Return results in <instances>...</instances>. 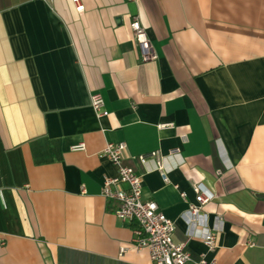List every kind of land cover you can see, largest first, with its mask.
<instances>
[{
  "label": "crops",
  "instance_id": "0c3cea01",
  "mask_svg": "<svg viewBox=\"0 0 264 264\" xmlns=\"http://www.w3.org/2000/svg\"><path fill=\"white\" fill-rule=\"evenodd\" d=\"M81 1L0 0V264H154L120 253L136 223L103 194L117 168L102 153L119 142L194 260L264 264V0ZM152 152L169 183L140 161ZM193 182L214 196L213 251L188 237Z\"/></svg>",
  "mask_w": 264,
  "mask_h": 264
},
{
  "label": "built area",
  "instance_id": "2783aa9c",
  "mask_svg": "<svg viewBox=\"0 0 264 264\" xmlns=\"http://www.w3.org/2000/svg\"><path fill=\"white\" fill-rule=\"evenodd\" d=\"M134 2L135 0H126ZM77 11L84 10L81 0H74ZM131 29L134 41L141 49L143 62H154L157 54L153 50L148 34L143 27L140 17L134 16L131 21ZM91 106L98 117H107L109 111L101 93L91 95ZM160 129L171 128L172 124H162ZM74 150H85V145L80 144ZM127 150L125 142L109 143L102 155L107 157L117 168V176L106 179L103 194L106 198L114 200L118 204L116 216L124 222H134V236L132 245L121 248L120 253L124 254L130 250L137 252L147 250L154 264H213L205 257L194 260L187 250L186 244H177L174 241L176 224L168 219L161 211L159 205L153 200H144L143 176L139 175L133 168L124 163ZM179 148L171 150V156L178 155ZM140 161L146 164L149 160L156 163V171L160 174L164 183H169V171L163 163V156L160 152H152L140 156ZM221 175V172H218ZM118 186H126L127 189H117ZM192 188L196 193V203L191 204L183 219L188 225V237L202 241L210 250L217 246L218 238L216 232L220 228L211 229L208 224L209 216L203 211V207L210 203L214 196L209 193L202 184L193 182ZM186 195L182 193V197ZM221 222V219H219ZM222 224V223H221ZM3 245V243L1 242Z\"/></svg>",
  "mask_w": 264,
  "mask_h": 264
}]
</instances>
